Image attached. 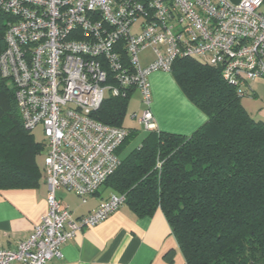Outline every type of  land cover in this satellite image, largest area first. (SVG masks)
I'll return each instance as SVG.
<instances>
[{"label":"built area","instance_id":"obj_1","mask_svg":"<svg viewBox=\"0 0 264 264\" xmlns=\"http://www.w3.org/2000/svg\"><path fill=\"white\" fill-rule=\"evenodd\" d=\"M0 12L11 18L0 80L12 85L23 129H42L47 186L46 213L14 249L0 248V264L60 260L77 232L125 204L110 194L74 218L56 198L63 189L85 202L120 166L130 130L92 118L106 93L137 91L143 110L131 119L147 132L157 129L149 77L178 59L219 70L239 96L264 79V0H0ZM147 49L153 61L142 66Z\"/></svg>","mask_w":264,"mask_h":264},{"label":"trees","instance_id":"obj_2","mask_svg":"<svg viewBox=\"0 0 264 264\" xmlns=\"http://www.w3.org/2000/svg\"><path fill=\"white\" fill-rule=\"evenodd\" d=\"M11 18L0 12V55ZM206 121L191 135L147 131L102 191L136 216L164 215L186 264H264V122L241 105L219 70L178 59L170 72ZM105 98L92 118L122 127L128 100ZM118 149L122 153L137 131ZM46 144L23 129L9 81L0 80V191L33 189ZM159 165V167H158Z\"/></svg>","mask_w":264,"mask_h":264},{"label":"crops","instance_id":"obj_3","mask_svg":"<svg viewBox=\"0 0 264 264\" xmlns=\"http://www.w3.org/2000/svg\"><path fill=\"white\" fill-rule=\"evenodd\" d=\"M149 83L150 111L159 131L189 136L207 120L182 94L170 73H153ZM244 92L241 105L252 119L264 122V80L248 83ZM134 94L140 100L137 91L131 96ZM132 115L139 117L134 108L129 118L136 120ZM122 127L133 129L124 123ZM107 197L101 188L85 202L67 190L56 193L57 201L74 218L92 212ZM46 198L43 168L36 188L0 191V248L14 249L31 234L47 211ZM61 253L60 260L51 259L47 264H186L160 210L138 217L125 205L96 226L77 232Z\"/></svg>","mask_w":264,"mask_h":264},{"label":"rangeland","instance_id":"obj_4","mask_svg":"<svg viewBox=\"0 0 264 264\" xmlns=\"http://www.w3.org/2000/svg\"><path fill=\"white\" fill-rule=\"evenodd\" d=\"M138 57H139V60H140V63L142 66H146L150 62L153 61V54H152V51L150 49L142 51ZM262 80H264V79H262ZM105 95H106V98L109 96L108 93H106ZM130 97L131 98H129V100H128L129 104L127 106V111H126L123 123H124V125L130 126L131 128L135 129L137 131V134L133 139H131L127 143V145L123 149V151L121 153L122 158L125 157L129 151H131L133 148H135L141 142V140L144 137V133H145L142 130L141 126L138 124L137 120L131 121L129 118L131 113H132L133 108L139 113V116L141 115V111L143 110V105L140 102V100L137 98V96L134 94L133 96H130ZM242 99H244V101H246L245 97ZM31 135L33 136V139L35 142H37V143H43L44 142L43 132H42V129L40 127L33 130L31 132ZM45 154H46V152L44 151L40 156V162L41 163H42V159L45 156Z\"/></svg>","mask_w":264,"mask_h":264},{"label":"water","instance_id":"obj_5","mask_svg":"<svg viewBox=\"0 0 264 264\" xmlns=\"http://www.w3.org/2000/svg\"><path fill=\"white\" fill-rule=\"evenodd\" d=\"M232 1H236V0H232Z\"/></svg>","mask_w":264,"mask_h":264}]
</instances>
